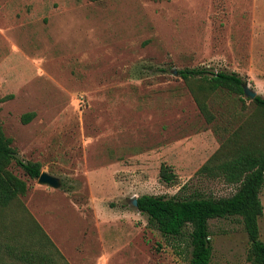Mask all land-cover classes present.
I'll return each instance as SVG.
<instances>
[{"label":"rangeland","instance_id":"obj_1","mask_svg":"<svg viewBox=\"0 0 264 264\" xmlns=\"http://www.w3.org/2000/svg\"><path fill=\"white\" fill-rule=\"evenodd\" d=\"M186 67L238 72L264 96V0H0V125L20 158L62 185L11 169L71 264H191L187 236L164 235L132 200L236 191L198 170L253 99L218 90L210 123L178 73ZM163 163L175 182L161 178ZM209 223L210 264H250L241 218ZM260 229L264 240V214Z\"/></svg>","mask_w":264,"mask_h":264},{"label":"trees","instance_id":"obj_2","mask_svg":"<svg viewBox=\"0 0 264 264\" xmlns=\"http://www.w3.org/2000/svg\"><path fill=\"white\" fill-rule=\"evenodd\" d=\"M100 1V0H91ZM191 86L195 98L208 122H216L209 99L220 89L245 95L247 80L235 71H213L209 67L178 70ZM246 96V95H245ZM244 100V99H243ZM253 110L236 128L221 134L218 150L200 167L198 173L223 179L237 187L229 196H214L194 191L189 195L142 194L137 197V209L146 214L151 224L164 235L189 240L191 264H210L213 244L211 219L239 216L248 234L250 264H264V240L261 238L260 218L264 214L261 192L264 187V96L253 100ZM36 113H24L23 123H29ZM219 130V129H216ZM220 132V131H218ZM19 165L31 178L42 173L40 161L24 160L0 125V264L3 255L20 264H71L42 224L29 211L20 196L30 185L11 166ZM161 178L173 183L177 177L163 163Z\"/></svg>","mask_w":264,"mask_h":264},{"label":"water","instance_id":"obj_3","mask_svg":"<svg viewBox=\"0 0 264 264\" xmlns=\"http://www.w3.org/2000/svg\"><path fill=\"white\" fill-rule=\"evenodd\" d=\"M244 91H245V95L251 99H254L257 95L258 92L254 89H252L248 83L244 84ZM39 183L41 184H48L53 188H60L62 185V181L58 176H55L47 171H42V173L40 174L39 178H38ZM132 203L134 206L137 207L138 205V201L137 198H134L132 200Z\"/></svg>","mask_w":264,"mask_h":264}]
</instances>
